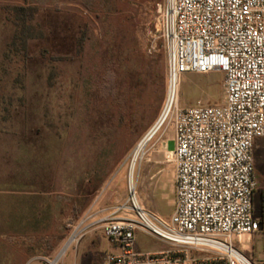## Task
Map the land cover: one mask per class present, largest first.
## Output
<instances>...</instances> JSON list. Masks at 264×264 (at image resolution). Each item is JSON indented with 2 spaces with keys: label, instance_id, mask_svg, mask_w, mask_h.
I'll return each mask as SVG.
<instances>
[{
  "label": "rangeland",
  "instance_id": "obj_1",
  "mask_svg": "<svg viewBox=\"0 0 264 264\" xmlns=\"http://www.w3.org/2000/svg\"><path fill=\"white\" fill-rule=\"evenodd\" d=\"M163 2L0 0V264H100L112 250L100 230L66 244L97 210L111 214L126 203L132 163L134 187L141 166L155 161L175 182L166 157L174 130L162 115L166 53L156 26ZM224 97L220 71L182 78L181 108L219 106ZM253 153L260 229L244 237L243 251L258 262L264 138ZM158 208L166 220L174 211L166 200ZM136 246L169 247L141 232Z\"/></svg>",
  "mask_w": 264,
  "mask_h": 264
},
{
  "label": "built area",
  "instance_id": "obj_2",
  "mask_svg": "<svg viewBox=\"0 0 264 264\" xmlns=\"http://www.w3.org/2000/svg\"><path fill=\"white\" fill-rule=\"evenodd\" d=\"M156 26L167 64L163 111L174 130L166 156L174 211L167 220L151 213L129 185L126 203L78 224L66 249L100 230L119 249L100 264H264L243 251L244 237L260 229L253 149L264 138V0H164ZM214 71L225 75L223 102L181 108L183 76ZM138 232L169 249L136 252Z\"/></svg>",
  "mask_w": 264,
  "mask_h": 264
},
{
  "label": "crops",
  "instance_id": "obj_3",
  "mask_svg": "<svg viewBox=\"0 0 264 264\" xmlns=\"http://www.w3.org/2000/svg\"><path fill=\"white\" fill-rule=\"evenodd\" d=\"M258 139L260 138H257L255 140V143ZM171 144H170V149L174 147V135L171 140ZM166 173H167V169H165V167L163 166V164H161V162L155 161L150 164H143L139 172L138 184L136 186V190L138 187L137 193L140 198V202L142 206L151 213L161 218L163 217L159 211L158 203L162 200H166L169 203V205L171 204L174 207L175 198H176L175 184L174 182L172 185L169 184L170 181L168 179V176H166L167 175ZM99 202L100 200L95 205L98 206L100 204ZM103 211L104 209L100 208V210H97L96 213H101V212L103 213ZM158 241L162 242L163 244H167L164 241L161 240ZM111 248L112 250L108 252L107 255L112 253L113 254L119 253V249L117 247L111 246ZM167 249H169V247ZM167 249L142 252L137 249L136 241H135V250L138 253H156V252L166 251Z\"/></svg>",
  "mask_w": 264,
  "mask_h": 264
},
{
  "label": "bare ground",
  "instance_id": "obj_4",
  "mask_svg": "<svg viewBox=\"0 0 264 264\" xmlns=\"http://www.w3.org/2000/svg\"><path fill=\"white\" fill-rule=\"evenodd\" d=\"M166 110L165 111H162V115L165 116V119H166ZM160 119V118H159ZM157 123V122H156ZM134 166H135V162L132 163L131 165V169H130V174H129V182H130V186H132V188H134L133 184H132V174H133V169H134ZM69 243V242H68ZM51 264H54V262H52Z\"/></svg>",
  "mask_w": 264,
  "mask_h": 264
},
{
  "label": "trees",
  "instance_id": "obj_5",
  "mask_svg": "<svg viewBox=\"0 0 264 264\" xmlns=\"http://www.w3.org/2000/svg\"><path fill=\"white\" fill-rule=\"evenodd\" d=\"M23 11H26V10H24V9H22Z\"/></svg>",
  "mask_w": 264,
  "mask_h": 264
}]
</instances>
